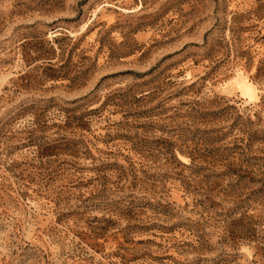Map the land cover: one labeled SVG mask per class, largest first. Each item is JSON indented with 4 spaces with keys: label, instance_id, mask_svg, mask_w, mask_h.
I'll return each instance as SVG.
<instances>
[{
    "label": "rangeland",
    "instance_id": "374dc122",
    "mask_svg": "<svg viewBox=\"0 0 264 264\" xmlns=\"http://www.w3.org/2000/svg\"><path fill=\"white\" fill-rule=\"evenodd\" d=\"M0 264H264V0H0Z\"/></svg>",
    "mask_w": 264,
    "mask_h": 264
}]
</instances>
